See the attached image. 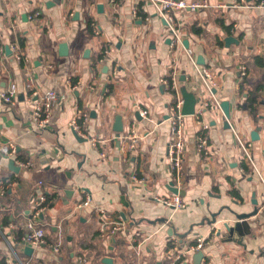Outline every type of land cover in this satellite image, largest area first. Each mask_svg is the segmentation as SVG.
Masks as SVG:
<instances>
[{
  "label": "crops",
  "instance_id": "1",
  "mask_svg": "<svg viewBox=\"0 0 264 264\" xmlns=\"http://www.w3.org/2000/svg\"><path fill=\"white\" fill-rule=\"evenodd\" d=\"M258 1L208 0L205 8L174 13L195 59L214 74L213 91L229 112L227 120L214 109L203 112L201 120L210 126L205 132L206 156L196 149L200 125L193 114L185 117L181 188L185 207L174 210L155 200L173 193L167 118L173 96L160 78L176 73L179 94L194 99V112L209 94L183 48L167 43L171 34L152 4L0 0V92L10 84L17 90L14 104L0 100V136L3 144L16 146V165L33 164L12 171L0 144V183L10 182L0 196V264L8 260L16 264L13 251L26 264H105V257L113 264H177L181 258L183 264H194L196 250L191 249L197 238L204 239L200 264H264V192L255 174L240 171L243 162L232 130L251 144L255 164L264 175V0L259 5ZM35 11L39 15L30 20ZM88 22L97 35L90 34ZM227 37L233 38L230 43ZM61 43L67 46L66 55L60 53ZM14 45L28 62L16 59ZM105 48L108 53L92 68ZM29 76L30 88L25 85ZM46 90L56 91L58 99L49 125L37 129L30 118L34 93ZM76 104L88 112L87 134L97 147L73 135L70 122ZM139 108L147 110L146 117ZM120 111L124 127L120 135L133 131L138 136L131 154L121 151L125 140L112 130ZM132 174L143 184H132ZM83 190L90 194L92 206L102 207L112 218L121 212L129 217L117 242L100 239L92 207L74 211L76 201L85 197ZM40 191L54 196L52 206L41 215L45 243L28 255L15 238L16 230L23 229V215ZM121 195L127 206L120 202ZM255 209L257 213L247 219L250 232L243 238L244 246L217 235L218 230L224 232V223L236 221V214ZM58 241L59 251L54 252ZM137 244L142 248L139 258ZM187 248L191 251L183 256Z\"/></svg>",
  "mask_w": 264,
  "mask_h": 264
},
{
  "label": "built area",
  "instance_id": "2",
  "mask_svg": "<svg viewBox=\"0 0 264 264\" xmlns=\"http://www.w3.org/2000/svg\"><path fill=\"white\" fill-rule=\"evenodd\" d=\"M114 2V0H110ZM152 4L158 16L165 22L167 26V30L171 34V41L170 45L172 47L179 45L183 48L185 54L187 55L190 63L192 64L193 68L196 71L197 76L199 77L200 81L202 82L205 90L209 94V98L201 101L200 105L198 106L197 110L193 113L196 122L200 125L202 132H200L196 136V149L200 155H208L209 148H208V136L205 133L209 129V124L203 122L201 120V116L203 112L207 109H214L219 111L223 117L227 120L223 108L221 106V101L217 98L216 94L214 93V88L217 87V82L215 80L214 74L212 72L197 63L195 59L194 52L190 47H185L183 44V38L180 33L179 28L176 25L174 13L177 10L182 9H190V10H198L200 8H205L208 6V0H194L191 2H186L184 0H145ZM258 1V0H257ZM262 4V1H258V5ZM132 14L135 16L137 14L136 8L132 9ZM39 15L38 11H35L32 15H29L28 18L33 20L35 17ZM93 34L97 35L98 30L93 27L92 28ZM12 52L15 55L16 59L21 62H28V58H26L19 48L14 45L12 47ZM108 53L107 48H105L102 52L103 58ZM1 54V48H0ZM102 58V60H103ZM242 75H246V68L242 66ZM161 84L166 88L169 94L173 93V101L168 107V121L170 126V137L168 142V167L170 173L172 175V183L173 186L176 187L178 190L183 186V162L185 160V153H186V142L184 138V122L185 117L187 115L182 113V106L184 103L183 98L179 94L178 90V78L177 74L172 72L168 76H164L160 78ZM70 84V81H69ZM25 85L27 87L32 86V79L29 76L26 80ZM36 95V99L33 101V108L31 110L30 118L31 123L34 125V128L37 129H44L49 125L50 120V111L52 105L57 101L58 95L54 90H46L42 94L38 95L37 92L34 93ZM17 98V90L14 84H10L5 90L0 92V100L7 104L11 105L14 104ZM140 115L142 117H146L148 112L145 109L139 108ZM88 112L78 106L75 105V113L71 118L70 126L72 129L85 140H89L92 146L97 147V141L93 138H90L87 134L85 122L88 119ZM233 134L237 140L241 161L249 168V172L251 174H255L258 178L264 192V175L259 171L258 167L255 164L251 153V144L247 141H244L243 138L240 137L238 133L235 132L234 129ZM118 139H124L125 142L121 145V151L125 154H131L134 152L138 136L132 131L128 134L116 136ZM0 144L3 145V153L8 159H13L14 162L16 161L14 156L16 154V146L11 143H2L1 136H0ZM104 155V154H102ZM16 165V164H15ZM17 166L19 168H31L33 164L30 161H18ZM240 171H244L242 167H240ZM130 180L134 185L143 184V179L139 178L136 174H132L130 176ZM41 184V181L39 182ZM10 182L6 180V182L0 183V196L6 193V190ZM82 193L85 194L83 199H79L76 201L74 205V211L77 212L83 208L92 207L93 212L97 216L98 221V234L101 240L105 242H112L116 236L121 233L125 226V220L122 218L121 215L117 216L116 218H112L105 209L102 207L92 206V199L90 194L86 193L84 190ZM155 200L168 208H172L174 210H179L185 207V203L178 193H172L169 196L163 197H155ZM47 198L42 191H40L34 198L33 204L31 209L28 213L24 214V224L22 225L23 230L25 233L22 235L21 240L19 241V245L21 246H29L32 248L40 247L45 243V230L44 226L45 223L41 220V215L47 208ZM263 209H264V197H263ZM174 237L171 238V241H174ZM204 239L197 238L196 245L191 250H202ZM176 243V240L174 241ZM173 242V243H174ZM61 242L58 241L54 246V252H58L60 248ZM190 249L183 252V256L186 253L191 251ZM134 251L136 256L139 258L142 255V248L141 244H137L134 246ZM13 257L16 264H26L23 262L13 251ZM180 260H184L181 258ZM179 260V261H180ZM80 261H83L82 259ZM9 264V260L6 262Z\"/></svg>",
  "mask_w": 264,
  "mask_h": 264
},
{
  "label": "water",
  "instance_id": "3",
  "mask_svg": "<svg viewBox=\"0 0 264 264\" xmlns=\"http://www.w3.org/2000/svg\"><path fill=\"white\" fill-rule=\"evenodd\" d=\"M98 8L99 9L102 8V5L99 4ZM232 39H233L232 37H227L225 41L230 43L232 41ZM170 41H171V39L169 38L167 40V43H170ZM183 44H184L185 47H188V41L187 40H183ZM5 49L8 51L9 48H5ZM66 49H67V46H66L65 43H61L59 45L60 53H62L61 55H66L67 54ZM61 51H64V52H61ZM197 63L200 64V65L203 64V62L200 59H197ZM183 100H184V103H183V106H182V113L185 114V115L193 114L194 113V102H195L194 99L190 98V97L185 98L183 96ZM221 106L223 108L225 116L228 118L229 112H228L227 105L224 104V103H221ZM122 116H123V112L122 111L118 112L114 116V122H113L112 130H113V132L116 133V136H119L124 131ZM135 117L139 118V113L138 112L135 113ZM225 126L227 128L230 127L228 125V123L225 124ZM73 135L76 138V140H78L79 142H84L85 141V139H82L75 131H73ZM117 144L120 145V141H118ZM8 165H9V168L12 171H14L16 173L19 172L20 168L17 165H15V162H14L13 159H9ZM170 190L173 193H178L180 196H184V190L183 189H179L178 190L176 187L173 186L172 182L170 183ZM120 202L123 205L127 206L124 195L120 196ZM252 202H253V204H256V200L255 199H253ZM256 213H257V210L255 209V210H253L250 213L236 214L235 215L236 216V221L233 222L232 225H230L228 223H224L223 224L224 232L222 233L221 230H218L217 235L218 236L221 235V238H223L225 241H228V242L233 241V242H236L239 245H243L244 246L245 244L243 243V238H244V236H246L250 232L249 231V224L247 222V219L250 218L251 216L255 215ZM120 215L122 216V218L125 221L129 220V217L126 216L124 212H121ZM168 234L171 235L172 234V230ZM179 241L182 244V240H179ZM110 248H111V246H110ZM187 250H189V248H187ZM24 252L26 254H28V255H31L32 252H33V248L29 247V246H25L24 247ZM203 257H204V251L203 250H197L195 253H193L194 264H200V262H201ZM103 263H105V264H113L112 258L105 257L103 259Z\"/></svg>",
  "mask_w": 264,
  "mask_h": 264
},
{
  "label": "trees",
  "instance_id": "4",
  "mask_svg": "<svg viewBox=\"0 0 264 264\" xmlns=\"http://www.w3.org/2000/svg\"><path fill=\"white\" fill-rule=\"evenodd\" d=\"M87 26H88V31L90 32V34L92 35L93 34V32H92V27H91V25H90V23L88 22V24H87ZM102 58H103V54L101 53V54H99L98 56H97V58L94 60V63H93V65H92V68L93 67H95V64H96V61H100V60H102ZM107 88L109 89H111V86H107ZM171 95L173 96L174 94L173 93H171ZM241 167L244 169V171H249V168L244 164V163H242L241 164ZM44 193V195L46 196V198H47V205L48 206H52V200H53V196H54V194H52V193H47V192H43ZM235 194H237L236 192H234ZM25 233V230H23V229H17L16 230V240L17 241H19V240H21V237H22V235ZM117 238H115V242H117ZM131 255H132V253H131ZM133 256V255H132ZM183 261L184 260H180L177 264H183Z\"/></svg>",
  "mask_w": 264,
  "mask_h": 264
}]
</instances>
